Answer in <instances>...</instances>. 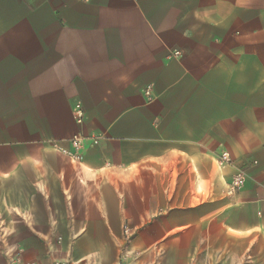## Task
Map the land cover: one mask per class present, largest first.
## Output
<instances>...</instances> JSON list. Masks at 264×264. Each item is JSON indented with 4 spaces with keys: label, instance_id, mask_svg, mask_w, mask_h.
Instances as JSON below:
<instances>
[{
    "label": "crops",
    "instance_id": "1",
    "mask_svg": "<svg viewBox=\"0 0 264 264\" xmlns=\"http://www.w3.org/2000/svg\"><path fill=\"white\" fill-rule=\"evenodd\" d=\"M0 264H264V0H0Z\"/></svg>",
    "mask_w": 264,
    "mask_h": 264
},
{
    "label": "built area",
    "instance_id": "2",
    "mask_svg": "<svg viewBox=\"0 0 264 264\" xmlns=\"http://www.w3.org/2000/svg\"><path fill=\"white\" fill-rule=\"evenodd\" d=\"M173 56L179 57L180 52H174ZM145 95L148 97V100L151 102L153 101V96L151 94V86H149L145 91ZM74 116L76 119V122L79 125H82L85 120L86 116L85 113L80 105H76L74 107ZM102 139V136H76L70 140V147H65L60 144H55V148L65 157L69 158L73 162L76 163H83L84 161V155L81 153V151L84 148V144L86 141H89L92 145H98L100 140ZM220 164L223 166H229L232 164L231 156L228 152H221L220 154ZM246 183V176L243 171L238 170L234 173L232 177V181L228 186L227 193L231 197H235L241 189L244 187ZM124 237L126 240V248L123 250L121 258L123 261H127L129 257H132L134 259L137 258V254H131L129 250V243L134 237V232L129 227H124Z\"/></svg>",
    "mask_w": 264,
    "mask_h": 264
}]
</instances>
